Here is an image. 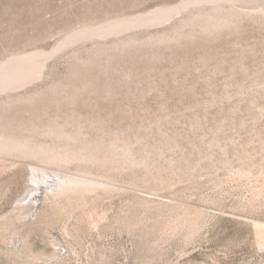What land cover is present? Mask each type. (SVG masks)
<instances>
[{"label":"rangeland","instance_id":"1","mask_svg":"<svg viewBox=\"0 0 264 264\" xmlns=\"http://www.w3.org/2000/svg\"><path fill=\"white\" fill-rule=\"evenodd\" d=\"M187 1L0 0V66L86 25L162 15ZM210 3H201L204 12L213 13ZM191 10L76 41L45 59L39 79L0 93L10 118L55 119L88 139L120 136L146 159L116 173L91 168L111 188L71 204L48 191L58 166L48 165V183L36 186L37 160H0V264H264L255 226L264 224V14L250 10L205 32L183 27ZM166 33L175 40H151ZM34 94V102L16 101ZM77 164L60 168L78 173Z\"/></svg>","mask_w":264,"mask_h":264},{"label":"bare ground","instance_id":"2","mask_svg":"<svg viewBox=\"0 0 264 264\" xmlns=\"http://www.w3.org/2000/svg\"><path fill=\"white\" fill-rule=\"evenodd\" d=\"M203 2H211L214 4V7L212 8L213 13H211L212 11L208 13L202 10L200 5ZM190 8H193L194 10L193 11L191 10L192 15L190 19H188L189 21H187V23H183V27L186 25H199L202 27L203 31L205 30V32H207L212 29H216V28L219 29V27L224 26V25L226 26L227 25L226 23L229 24V22H232L233 19H235L237 16H240L241 14H245V15L248 14L250 10H253V11L255 10L254 12L258 14L260 13L264 14V0H196L192 2L190 0L187 2L180 3L178 5L167 7L164 11V14L162 15L150 16L149 18H135V19L134 18L133 19L124 18V19H116L112 21L107 19L108 21L106 20L103 22H99L98 24L96 23L93 25H86L83 30L84 32L82 33L80 31L76 32L75 30L69 35L68 34H66V36L61 35L62 37H60L58 41L56 42V44L50 49L39 50V51H34L29 54L27 53V54H23L19 56L9 57L8 60L0 66V93L7 94L10 92H13L20 88H23L24 86L33 82L34 80L39 79L42 75V70H43L45 59L51 57L57 52L59 53V51L60 52L64 51L66 47L72 45L73 43L74 45L72 46H75L76 41L80 40L81 42L82 40H87L90 37L92 38L102 37L103 38L109 35H117V34H120L126 31L128 32L129 30L140 27V26L148 27V26L154 25L159 22L167 21L171 17L175 16L176 14L181 13L182 11L190 9ZM180 28L176 29L177 30L176 32L174 31L176 35H179ZM176 35L174 34V36ZM174 36L170 37L166 33V35H162V37L155 36L158 38L153 39L151 37L152 39L151 38L150 39L157 43L158 42L161 43V42H168L169 40L172 41L171 39L172 38L174 39L175 38ZM128 40H129L128 44L130 45H134L137 41L134 38L128 39ZM138 42H139V39L137 43ZM121 43L123 44L124 41ZM121 43L116 45L117 47L115 48L117 49L119 46V50L120 49L122 50V48H120L122 47ZM54 87H56V84ZM52 91L55 92L54 89H52ZM74 95L75 94L71 96H74ZM17 98H18L17 100L15 99L16 101L19 100V101H23L26 103H31V102H34L33 101L34 98H38V97H36V95L35 96L31 95L30 97L18 96ZM70 98H73V97H70ZM3 100H6V99H3ZM15 100L13 99L11 101L9 100L8 101L12 102ZM6 102L4 104L0 102V160L4 159L7 156L8 157L15 156V157L22 158V159L37 160L38 164L40 162L41 165H38V164L30 165L31 166L30 167V172H31L30 182L36 186L48 183L47 177L51 176L49 173H47L48 165L50 167L51 165L58 166L56 170L55 169L51 170L58 184H56L57 185L56 187L50 186L48 188V191L53 195V197L59 198L61 199V201L63 198L67 200V203L70 202L71 204L72 202H74L76 198L77 199L79 198L80 200L88 193L96 192L98 190L108 191L111 188V185L108 181L106 182L94 176L92 172L90 171L91 168H96V169L103 168L107 171L109 170V172L115 171L114 173H116L118 171L123 170L122 169L123 167L124 168L128 167L132 169L133 167L134 168L139 167L143 164V160H146L143 158L142 160H140L139 158H137L139 160L134 158L133 157L134 151H132L130 144L127 142H124L123 141L124 139L122 140L120 136H114L112 138L111 135L109 134L110 135L109 137L112 139L108 141H111V142L108 143L107 140L104 141L103 139L107 135L106 134L107 131L105 133L106 135L103 138H101L103 134L102 135L99 134L100 137L95 138L96 137L95 136L94 137L95 139L93 138L88 139L87 137L85 138L84 134L80 131L81 128L76 127L73 129V131L70 129L65 130L63 128L64 125H62L61 122L57 123L53 121L55 119L51 121H49L51 118L49 120L47 119L46 120L47 122L45 121L44 123L43 120H40V118L37 119L35 117L28 118V116H26L27 120L23 119L24 117L23 118H17V117L13 118L12 117L13 113L11 115L12 118H10V116L8 117L9 112H8V115L6 114L7 113L6 109H9V106ZM10 106L12 107V105ZM18 116H22V115H18ZM96 123L98 124V126L100 125L97 121ZM45 137L46 138L49 137L52 142L51 143L46 142V140H44ZM70 163H74V164L79 163L83 165V169L81 170L80 168L79 172L77 171L78 173H69L68 171L61 169L62 166L64 167L65 165H68ZM145 166L146 164L141 167H145ZM113 172L110 174H113ZM110 174L108 176H110ZM148 177L150 178L148 182L150 181L151 183L157 182V181L160 182L161 180V179H157V177L155 176L151 178L148 175ZM161 183H158V184H161ZM164 183H166V180ZM33 191L34 190L32 189L31 192ZM259 195H264V189L259 192ZM71 199L72 200L74 199V200L71 202L69 201ZM61 205H64V204L61 203ZM62 209L66 210V208H62ZM50 210H51L50 212L45 213V218H47L45 220L47 221L52 219V216H53L52 213H54L55 211L54 207H52ZM174 223H176V221ZM255 226H257L261 232V235H258V237L260 236L259 238L261 239V241L259 243V240H258V243L261 246H264V224L255 223ZM7 253H8V256H11L12 259H15V258L20 257L21 251L16 250V249H9L7 250ZM35 258L37 259L40 257L35 256Z\"/></svg>","mask_w":264,"mask_h":264}]
</instances>
